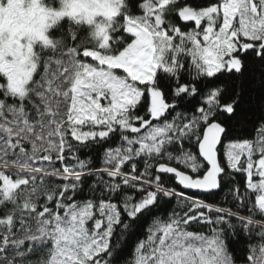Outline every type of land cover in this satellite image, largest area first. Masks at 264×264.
Here are the masks:
<instances>
[{
	"label": "snow or ice",
	"instance_id": "1",
	"mask_svg": "<svg viewBox=\"0 0 264 264\" xmlns=\"http://www.w3.org/2000/svg\"><path fill=\"white\" fill-rule=\"evenodd\" d=\"M0 264H264V0H0Z\"/></svg>",
	"mask_w": 264,
	"mask_h": 264
}]
</instances>
